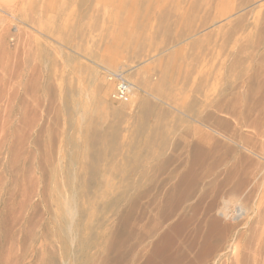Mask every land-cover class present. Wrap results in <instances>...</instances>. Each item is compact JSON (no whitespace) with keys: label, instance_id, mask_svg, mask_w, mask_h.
Wrapping results in <instances>:
<instances>
[{"label":"rangeland","instance_id":"1","mask_svg":"<svg viewBox=\"0 0 264 264\" xmlns=\"http://www.w3.org/2000/svg\"><path fill=\"white\" fill-rule=\"evenodd\" d=\"M223 2L213 0V6L207 5L204 12L214 16ZM225 3L229 13L231 2ZM262 4L264 0H250L235 11L233 19L245 15L242 29L236 34H217L223 20L196 35L212 31L210 43L196 45L192 37L175 42L173 37L161 34L157 19L161 6L156 0H127L120 5L96 0H0V264H94L76 251L80 227L76 204L84 199L92 205L87 209V238L98 233L100 238L104 233L113 238L120 225H145L156 216L158 208L164 211L176 183L173 174L193 163L200 172L195 195L177 209L174 218L171 216L175 221L163 217L162 225L183 218L191 227L206 225L207 213L200 210L203 214L199 211L195 217L190 206L209 192L210 183H218L220 196L235 188L232 184L249 179L241 197L247 215L236 222L224 221L233 226L229 241L203 264H253L251 253L264 240V35L251 32L256 25L264 27ZM225 18H230L227 13ZM50 23L57 28L69 24L64 31L66 38L88 49L77 50L61 43L58 32L51 36L44 33L45 28L44 32L40 29ZM142 29L150 35V44L135 55L132 49H126L133 47L130 40ZM39 50L51 55L49 62L41 55L35 58ZM176 50L175 70L163 79L159 62ZM109 72L124 73L133 84L128 102L111 99L114 85L108 79ZM158 89L168 97H162ZM69 98L74 99L70 102L76 109L74 113L65 109ZM210 113L224 121L215 125L218 132L207 127ZM86 127L101 136L117 134L119 150L115 155L112 152L117 142L113 140L108 144L112 147L107 158L98 159L93 152L94 161L87 157L84 164L93 161L110 170L117 163L118 168L113 167L108 175L114 192L105 198L96 199L93 189L86 197H78L67 180L66 170L77 173L83 167L71 164L73 150L66 139L75 135L82 141ZM202 132H212L220 145L217 151L211 150L213 153L206 146L207 153L197 157L193 145L188 147L186 142L199 141ZM148 137L158 145L166 142V169L158 171L152 161L143 165L147 154L142 145ZM99 146L96 144L94 149ZM47 151L53 153L59 166L56 174L43 178L38 166ZM210 162L215 175L206 177L203 172ZM84 175L89 178L90 172ZM145 178L153 180L147 189ZM118 196L121 199L114 209L103 207ZM63 207L69 212L66 220L59 214ZM124 213L132 218L122 222ZM190 236L191 230L182 234L180 244L187 247ZM234 238H242L246 250V258L240 263L235 250L229 248ZM197 250V246L189 249V263L197 264ZM95 252L93 247V255Z\"/></svg>","mask_w":264,"mask_h":264},{"label":"bare ground","instance_id":"2","mask_svg":"<svg viewBox=\"0 0 264 264\" xmlns=\"http://www.w3.org/2000/svg\"><path fill=\"white\" fill-rule=\"evenodd\" d=\"M66 1L69 2L70 0H66ZM126 1L127 0H96V2H106L112 5L113 4L115 5L124 4ZM156 1L160 2V6H161L159 8V13L157 17L159 23L161 24L159 28L161 34L166 37H173L174 39H176L175 42L181 39H187V38L192 37L193 38L192 43L196 45L203 44L204 42L210 43L208 39L211 37L212 31L210 32L207 31L201 36H196V35L199 34L200 32L208 30L209 28L215 26L217 22H222L223 20H226V21L218 25L217 30H216L217 34L224 35V32L226 31L227 32L225 34H236L237 32H239L242 29L243 25L241 24V22L244 20L243 18L245 15L242 14L236 19H233L232 17L235 15L234 14L235 11L240 10L243 6L248 5L250 3V0H241L240 3L239 2L237 3V0H223L224 4L222 5V8L221 7H220L221 9L218 8V10L220 9V11L216 13L214 16H212V13H210L209 11L204 12V8L207 5L208 6L206 8L208 7L211 8V6H213V3H212L213 0H156ZM227 1L231 2L229 10H228L229 13L225 11V6H226L225 2ZM262 6H264V4H262ZM226 13L228 17L230 18L228 19L225 18ZM235 22L236 24L233 26V23ZM41 26L42 27H40V29L42 28L41 30L44 32V28H45L44 33H49L51 36L56 35V32H58L57 37L60 38L61 43L66 42V44H69L70 46H72L73 48L77 50H81L84 48L88 49V46L86 47L84 46V44H80L77 42H71L66 38V36L64 35V31H67L69 29V24L67 23H62L58 28L53 23L48 24L46 27H44L43 25ZM226 27H228V30L225 29ZM136 31L137 30H135L134 32ZM139 31L137 33V36H135L134 40L132 41L130 40V42H132L133 47L132 48L128 47L126 49V50L132 49L131 51H133L135 55L143 51L145 47L148 44H150L149 42H147V40H149L150 35L148 36V34H145L146 31L144 32L143 29L141 32ZM252 31L259 33L260 35L259 34L258 35L261 37L264 35V27H262L261 25H256L251 30V32ZM235 43L236 45H238L237 41ZM252 44L255 45L254 42H252ZM171 45L173 44L171 43ZM222 46H224V44H222ZM175 52H177V50L167 53L166 55L167 57H163L159 62L162 68L161 76L163 79H168L175 70L176 65L174 63H176V60L178 59ZM40 55L41 57L48 60L49 62L50 60L49 58L51 55L49 54V56H47L46 50H43V51L39 50V53L38 52L35 53V58L36 59L39 58ZM35 70L36 69L33 68L32 72H34ZM133 89H134V86L132 84V91ZM157 92L160 95H162V97H165V98L168 97L166 92L162 90L158 89ZM69 99L70 100H68V103L66 104L65 109L69 110V112L71 113H74L76 112V109L70 103L71 99L73 98H69ZM207 120L209 121L210 125L209 126L206 125V126L209 127L210 130H213V132H218V130L215 128V125L219 126L224 123V121L221 118L214 116L212 113H210L209 119ZM207 122L206 124H208ZM72 126H74V129L78 128L77 124H75L74 121L72 122ZM142 127H144L143 124H142ZM81 135H83V139H82L83 144H81L82 141L78 139V136H75V135H72L70 136V138H67L68 140L66 139V144L72 147V150H73L70 156L68 155L70 158L71 164H73V166L77 164L83 167L82 171H79L77 173H72L70 169L66 170V173H67L66 176L68 177L67 180L68 182L70 181V185H73V187L76 189L75 194H77L78 197H84V196L86 197V194L88 192H91L92 189H93L92 192L95 195L96 199H99L101 197L103 198L108 197L110 194L114 192V188H115L114 185H112V183L109 182L110 179L108 175H109L110 170L113 167L116 168L118 165L117 163H113L112 166H110V170H109V168H106L102 165H97L96 163H94L93 162L94 159L92 156H93V152H96L95 157H97L98 159L107 158L108 156L107 152L112 147L111 146L110 148H108V144L112 142L113 140L117 142V145H115L114 150L112 152L113 155H115L119 150L118 149L119 142L117 140V134L114 133L113 135H110V136H103V135L101 136L97 132L91 131L90 127H86V129L82 131ZM165 143L166 142H161V145L160 144L158 145L156 143H152V138L150 137L145 138L143 145H142V151L146 152L147 155L146 157L144 156L142 159L143 165H144V162L148 163V161H152L155 163V168L158 171L166 169V163L168 161V157L165 155V152H166ZM186 143L188 147L191 146L190 143L193 145L194 148L192 149H194V153L197 155V157L204 156L205 151L207 153L206 146L209 147L210 152L213 153L212 151L213 150L217 151L220 145L219 141L215 138L212 132H207L206 134L202 132L199 141L193 142V141L187 140ZM96 144L100 145L99 147H97V150L94 149ZM87 146L89 149L87 148ZM130 148H131V145L128 146V149ZM45 154L46 155L41 156L42 162L38 166V169L41 170L42 172L43 178L52 177L54 174L58 172V166H59L55 162V158L52 152L47 151ZM87 157H90V159L92 158L93 161H90L89 164L85 166L84 164H85V160L87 159ZM234 162H235V159H234ZM87 170L90 172L89 178H86V176L84 175L85 172H87ZM142 172H144V170H142ZM203 174L206 177H211L215 175V170L213 169L211 162L208 165H206ZM199 176H200V172H199L197 164L195 163L189 165L187 169L181 173H174L173 177L176 179V183L172 181L175 184L173 185V188L171 189V191L169 190L170 194L168 198L166 199L167 201H166L164 211H160L158 208V212L156 216L153 219H150L145 225H120V228H118L117 231L115 230L116 233L113 235V238L108 236L110 234L107 235L106 233H104L101 236V238H100V233H98L95 237H92V239L87 238L86 233H84L85 228H87V225L89 224V220L87 218L89 212L87 209H88V206L91 207L92 205L88 204L84 199H81L80 204H76V208L74 207L76 209L75 211L78 212L79 217H80V222H79L80 227L78 229L79 236L77 238L78 247L76 251L79 253L80 256L84 258L86 257L87 261H91L94 264H194L193 262L189 263L187 261L188 252H189V249H193L195 246H197L198 250L196 251L194 255V258L196 260L195 262H197V264H203V261H205L208 256L212 255L213 253L215 254V252H219L222 249H224L225 243L229 241L227 239H228L229 234L232 232L233 226L229 224L228 222L226 223H228L229 225L226 224L224 221H227L229 219L235 221L247 215V211H246L247 209H245V207L243 206L244 202H242L243 199L241 197L243 196V192H246L243 189L245 188L247 181L249 179L247 180L243 179L238 182H236L237 181L236 180L235 181L237 183V184L235 183L236 186L232 184L235 188L232 187V190H229L224 194H220V196L217 193L219 189L218 183L215 181H212L210 183L209 192L206 194L204 193V195H201L200 199L196 203L190 206L191 211L195 213L193 215L198 214L200 210H204L207 213V216H208L207 222L204 221L206 222V225L204 224L196 225L195 224L191 227V225H186L187 219L184 220V218L183 220L176 219L178 220L176 222L171 221L169 223L170 225H162L163 217H165V219L169 217L172 219L171 216H173L174 213L177 212V209L183 206L186 201L188 200L190 201V199L195 195V190L200 181ZM226 181L229 182L228 180ZM152 182L153 180L151 179H148V178L144 179L146 189H147V186L150 185ZM221 188L223 190V187ZM246 188H249V187H246ZM57 195H58V192H57ZM53 197H56V196H53ZM58 199L59 197H57V200ZM119 199L121 198H119L118 196L117 198L113 199L115 200L114 202L112 201L107 202L103 205V207H105L106 209H114ZM67 201L69 202V199ZM71 205H72V202H71ZM71 207L72 206H70V208ZM65 208L63 207L62 212L59 213L63 216L64 220H66V212H68L65 210ZM68 209L69 208H67V210ZM201 213L203 214V212ZM122 216H123L122 222H126L127 220L132 218V215L127 214V213L122 214ZM197 216L198 215H196L195 217ZM175 218H177V216ZM237 223H239V221ZM239 228L240 227H238V229ZM259 229L261 230V228ZM62 230L64 229L61 228L60 231ZM188 230H191V236H190V239H188V244H187L188 248H187L184 245H182L183 242L182 244H180V239H181L182 234H186ZM47 231L49 232L50 229L48 228ZM68 231L70 232L71 230L68 229ZM260 233L262 232L260 231ZM256 236H259V235L257 234ZM241 239L239 241H236L237 239L234 238L233 242L229 243V248L233 251L235 250V255H236V259L238 260V263H240L239 261H241L242 259L246 258V255H244V253H246L244 251L246 250L243 251L244 242L242 243ZM250 240H252V238H250ZM253 241H255V239ZM259 242H260V245L256 247V249L255 248L253 249L254 253L253 252L251 253V256L253 255L254 257V262L251 261L253 264H261V259L263 258V255H264V240L262 243L261 241ZM93 247H95L96 249V252L94 255L92 253ZM249 253L250 251L248 252V255Z\"/></svg>","mask_w":264,"mask_h":264},{"label":"built area","instance_id":"3","mask_svg":"<svg viewBox=\"0 0 264 264\" xmlns=\"http://www.w3.org/2000/svg\"><path fill=\"white\" fill-rule=\"evenodd\" d=\"M108 79L113 83L114 89L111 93V99L115 102H128L132 96V84L124 73L109 72Z\"/></svg>","mask_w":264,"mask_h":264}]
</instances>
